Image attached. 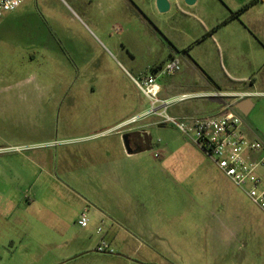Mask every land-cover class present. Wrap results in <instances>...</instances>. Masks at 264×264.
Here are the masks:
<instances>
[{
	"label": "rangeland",
	"instance_id": "374dc122",
	"mask_svg": "<svg viewBox=\"0 0 264 264\" xmlns=\"http://www.w3.org/2000/svg\"><path fill=\"white\" fill-rule=\"evenodd\" d=\"M222 3L211 0L199 20L179 15L165 21L162 29L168 34L156 30L145 34L136 30L135 21L129 31L128 21L121 19L109 21L117 27L103 34L82 18L71 0H26L4 14L0 19V149L4 154L27 151L43 175L35 188L38 196L26 189L14 214L30 221L35 235L15 244L0 237V264H264V213L176 128L170 129L177 144L168 172L177 177L169 180L165 170L147 162L142 163L147 178L141 180L140 174L134 179L138 194L153 196L162 208L153 213L148 227L140 229L141 222L126 209L109 208L100 214L92 206H82L80 193L87 188L62 176L61 149L79 136L75 128L113 123L136 107L150 106L131 76L151 74L153 67L172 60V54L181 70L161 77L164 86L177 82L179 90L192 91L195 81L204 84L205 80H196L201 75L192 61L201 62L223 88L232 77L264 83V0ZM242 9L240 18L218 27L231 11ZM214 28V34L208 35ZM198 40L202 42L196 44ZM29 94L36 95L35 105L27 106V100L20 99ZM43 96L47 97L39 99ZM75 97H80L78 105L67 115ZM200 99L204 98L188 101L195 105L206 101L204 106L210 109L207 103L216 100ZM97 106L103 110L101 115L94 113ZM46 107L50 112L43 113ZM246 118L264 130V100ZM43 156L46 164L39 161ZM20 171H25L23 164ZM99 182L93 189L95 196L123 187L116 181ZM29 203L34 204L26 213ZM82 212L89 216L85 228L78 225ZM135 226L140 229L136 233L131 230ZM83 236L88 237L87 244L80 248L76 239ZM103 236L112 241L113 255L95 252ZM11 250L16 253L10 254ZM76 252L83 255L59 259Z\"/></svg>",
	"mask_w": 264,
	"mask_h": 264
},
{
	"label": "crops",
	"instance_id": "0c3cea01",
	"mask_svg": "<svg viewBox=\"0 0 264 264\" xmlns=\"http://www.w3.org/2000/svg\"><path fill=\"white\" fill-rule=\"evenodd\" d=\"M71 1L79 6L78 9L82 14V18L91 21L93 26L103 34H106L108 29H115L117 27L115 22H109L117 19L127 20L128 22L126 23H129V25H125L128 26L129 31L132 30L130 24L135 21L137 24L136 30L140 28L145 34L150 30H156L159 33L162 31L166 34L167 30L162 29L165 21L179 15L185 16V18L199 20V17L206 13L208 3L211 0H197L193 6L185 4L183 0L179 6H176L175 1L170 0L172 7L167 13H160L158 11L156 0ZM217 2L223 5L222 2H225V0H217ZM232 13L231 11V15ZM230 16L218 27L226 25L236 19L229 20ZM215 31L216 28L208 35L214 34ZM200 42L202 41L196 42V44ZM131 46L127 45V47ZM221 58L224 61L226 60L225 55H221ZM172 59L178 61L173 54ZM192 62L196 68L199 67V74L201 75L196 80L203 79L205 83L202 84L200 82L199 84L195 81L196 86L193 85L192 91H184L179 90L177 85L179 83L177 82H172L169 86L162 85L159 78L158 82L162 88L161 97L164 99H172L181 95L190 94L198 95L199 97L197 98L205 99L207 97L201 95L214 92L252 93V96L236 101L235 107L237 113L244 120L247 136L250 139H261L264 141V130L261 129V126L253 123L248 118L244 119L245 116L251 115L255 109L262 107L264 83L259 82L255 78L247 80L232 77L230 79L231 83L225 85L223 88L221 84L203 70L204 66L201 62ZM157 67H153V69ZM248 83L250 89L247 88ZM15 96L17 95H13L12 97ZM20 97V99L27 100L25 101L27 106L35 105V101L37 100L35 94L21 95ZM44 97L47 96L39 99ZM79 100L80 97L72 99L73 102L69 104L71 107L68 109L67 115H70L74 111L73 108L78 105ZM205 102L202 101L201 104L195 105L190 101H185L172 106L169 112L176 118L184 116L220 115L223 112L226 100L216 98L214 102L207 103L210 109L205 108ZM149 108L150 106L148 104L145 107H136L126 112L123 116H120L117 120L114 119L113 123H91L83 127L75 128V132L79 133V136L75 140H71L74 142L73 144H66L61 149V162L62 169L64 170L63 178L71 183L72 180H75L77 181V186H85L87 188L85 192L80 193L81 197H79V202L82 203V206H92L96 213L100 214L109 211V208L126 209L133 214L136 221L141 222L140 229L148 227L151 221H153V213L162 210L161 205L153 202V196H147V194L143 193L145 196L143 198L135 189L137 187V181L134 180L136 176L141 174V180L146 179L148 176L146 169L144 172L142 171V163L146 164L150 162L153 166L162 169L163 172L166 171L167 173H165L169 180L177 177L168 172V167L172 168L173 151L177 144L173 140L172 131L170 130L171 128L174 129V127L171 124L161 123L155 116H146ZM42 111L43 113L50 112L49 107L43 108ZM102 111L100 112L97 106L94 113L95 115H101ZM161 137L165 139L162 140ZM127 144L130 147V151L126 148ZM28 154L27 151L0 153V165L2 166V171H0V237L6 238V242L9 244H15L16 241H21L20 243H22L24 241L22 239H28L30 236L35 235L30 221H24L22 217H16L14 215L16 207L20 208L21 206L19 196L26 189H30L31 194L34 193L35 197L38 196L35 188L37 187L38 179L43 175V172H37L38 164ZM46 159L47 156L39 157V161L44 164H46ZM21 164L25 166V171L23 172L20 171ZM46 175L50 178L52 177L51 174L46 173ZM205 175L209 176V174ZM99 181H116L120 182L123 187L108 195L96 193L95 196L93 189L96 185L100 184ZM223 195L225 194L223 193ZM33 204L29 203L24 212L29 213ZM173 211L172 209L170 212ZM136 213H139V215ZM46 215L44 214V217ZM166 219L169 220L167 217ZM138 229L135 226V230H131L136 233ZM117 234L118 232L115 231L112 237L113 240L117 237ZM68 237L69 234H67ZM87 238V236H83L81 239H76L80 248L84 244H87ZM9 253L15 254L16 252L11 250ZM81 255H83V252H76L73 255L65 254L59 259H74Z\"/></svg>",
	"mask_w": 264,
	"mask_h": 264
},
{
	"label": "built area",
	"instance_id": "2783aa9c",
	"mask_svg": "<svg viewBox=\"0 0 264 264\" xmlns=\"http://www.w3.org/2000/svg\"><path fill=\"white\" fill-rule=\"evenodd\" d=\"M26 0H0V19L5 13L18 9ZM181 70L176 59H172L152 69L151 74H142L131 79L151 103L146 116H155L161 123L171 124L196 146L215 161L219 170L264 213V141L250 139L246 134L245 123L236 111V101L250 97L252 93L214 92L203 94L205 97L225 99L222 114L213 116H184L176 118L170 108L198 95H181L172 99L161 97L162 88L158 82L163 76H174ZM20 150V149H18ZM3 149H0V153ZM78 225H89L87 212H82ZM97 232L101 234L102 228ZM95 252L101 255H113L112 241L103 236L96 245Z\"/></svg>",
	"mask_w": 264,
	"mask_h": 264
},
{
	"label": "water",
	"instance_id": "95a60500",
	"mask_svg": "<svg viewBox=\"0 0 264 264\" xmlns=\"http://www.w3.org/2000/svg\"><path fill=\"white\" fill-rule=\"evenodd\" d=\"M174 1H175L176 6H179L182 0H174ZM183 1L185 2V4L189 6L195 5L197 2V0H183ZM156 6L160 13H167L170 11L172 7V2L170 0H156ZM126 148L128 151H130V147L128 146V144L126 145Z\"/></svg>",
	"mask_w": 264,
	"mask_h": 264
},
{
	"label": "trees",
	"instance_id": "16d2710c",
	"mask_svg": "<svg viewBox=\"0 0 264 264\" xmlns=\"http://www.w3.org/2000/svg\"><path fill=\"white\" fill-rule=\"evenodd\" d=\"M254 3H256V1L252 2L251 4L249 5H246V8H248L249 6H252ZM244 11V9L238 11V12H233L232 15L230 16V19L229 20H232V19H238L240 18V15L242 14V12Z\"/></svg>",
	"mask_w": 264,
	"mask_h": 264
},
{
	"label": "flooded vegetation",
	"instance_id": "af4514ba",
	"mask_svg": "<svg viewBox=\"0 0 264 264\" xmlns=\"http://www.w3.org/2000/svg\"><path fill=\"white\" fill-rule=\"evenodd\" d=\"M142 75V74H141Z\"/></svg>",
	"mask_w": 264,
	"mask_h": 264
}]
</instances>
